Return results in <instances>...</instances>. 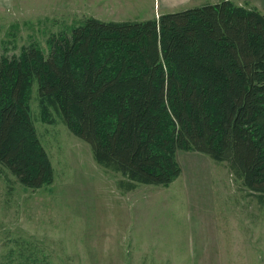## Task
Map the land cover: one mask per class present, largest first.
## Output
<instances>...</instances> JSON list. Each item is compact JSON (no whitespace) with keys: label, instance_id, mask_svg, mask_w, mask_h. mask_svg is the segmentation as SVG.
I'll list each match as a JSON object with an SVG mask.
<instances>
[{"label":"trees","instance_id":"trees-1","mask_svg":"<svg viewBox=\"0 0 264 264\" xmlns=\"http://www.w3.org/2000/svg\"><path fill=\"white\" fill-rule=\"evenodd\" d=\"M0 54V175L39 189L55 180L31 100L90 143L122 192L169 186L179 150L226 162L264 202V12L232 0L144 20L87 16Z\"/></svg>","mask_w":264,"mask_h":264},{"label":"rangeland","instance_id":"rangeland-1","mask_svg":"<svg viewBox=\"0 0 264 264\" xmlns=\"http://www.w3.org/2000/svg\"><path fill=\"white\" fill-rule=\"evenodd\" d=\"M62 5L0 6V54L31 43L49 52L52 35L84 20ZM164 8V0H134L115 18L150 19ZM31 106L55 180L32 189L0 175V264H264V202L226 162L179 150L182 173L169 186L122 192L121 175L95 161L89 142L57 117L42 119L37 83Z\"/></svg>","mask_w":264,"mask_h":264},{"label":"crops","instance_id":"crops-1","mask_svg":"<svg viewBox=\"0 0 264 264\" xmlns=\"http://www.w3.org/2000/svg\"><path fill=\"white\" fill-rule=\"evenodd\" d=\"M10 0H0V6L6 7ZM12 1V0H11ZM51 2H63V7L65 9L70 8L71 10H66L67 13L79 14L81 17L84 16H95L105 21H123L117 20L115 17L123 15L126 13V8L134 5V0H50ZM221 0H164L165 8L162 11L169 10L173 12L179 9L199 6L205 3H216ZM236 4H246L258 7L264 12V0H232ZM72 6L74 8H72ZM113 6V8H111ZM73 9V10H72ZM110 9V10H108ZM155 12L151 18L158 17L163 12ZM165 13V12H164ZM148 19V18H145ZM144 20V19H140Z\"/></svg>","mask_w":264,"mask_h":264}]
</instances>
